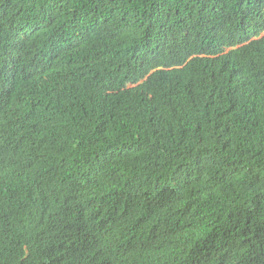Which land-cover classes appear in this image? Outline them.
Here are the masks:
<instances>
[{
    "label": "trees",
    "instance_id": "1",
    "mask_svg": "<svg viewBox=\"0 0 264 264\" xmlns=\"http://www.w3.org/2000/svg\"><path fill=\"white\" fill-rule=\"evenodd\" d=\"M0 264H264V0H0Z\"/></svg>",
    "mask_w": 264,
    "mask_h": 264
},
{
    "label": "rangeland",
    "instance_id": "2",
    "mask_svg": "<svg viewBox=\"0 0 264 264\" xmlns=\"http://www.w3.org/2000/svg\"><path fill=\"white\" fill-rule=\"evenodd\" d=\"M232 47H229L228 49H231Z\"/></svg>",
    "mask_w": 264,
    "mask_h": 264
}]
</instances>
